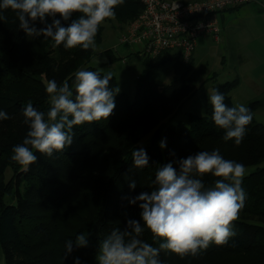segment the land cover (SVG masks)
<instances>
[{
  "label": "trees",
  "instance_id": "obj_1",
  "mask_svg": "<svg viewBox=\"0 0 264 264\" xmlns=\"http://www.w3.org/2000/svg\"><path fill=\"white\" fill-rule=\"evenodd\" d=\"M115 11L116 20L126 27L143 12V5L138 0H123ZM79 15L74 13L62 24L67 26ZM4 16L6 19L0 21V109L7 111L9 119L0 120V224L9 218L15 232L10 243L21 248V256L12 259L0 235V251L6 255V264H74L76 257L80 264H96L99 240L113 227L123 229L129 218L140 219L138 205H130L128 199L151 190L158 165L173 162L179 171L180 159L217 148L226 159L255 169L242 180L247 197L233 221L236 235L228 243L210 245L196 256L162 252L161 258L166 264H264V125L255 118L264 99L247 105L253 119L239 145L223 139L224 130L212 121V106L202 118L191 115L189 126L182 121L168 122L195 92L202 75L194 69L193 59L186 64L180 52L166 55L171 53L167 52L145 61L132 101L125 93L117 94L108 118L74 126L70 146L51 157L37 151L36 162L25 168L11 160L13 145L22 143L28 130L22 109L32 101L34 107L47 112V82L55 79L59 84L67 78L71 85L78 68L96 70L87 66L95 50L79 46L65 49L63 45L53 46L50 39L42 36L28 37L19 28L14 11L5 10ZM35 23L37 27L44 26L39 20ZM102 35L100 25L97 43ZM167 61L173 62L175 77L161 87L158 77ZM238 84L236 79L215 88L224 93L228 106H234L230 94ZM110 85L118 86L114 76ZM157 128L166 147L159 149L154 141L142 147L150 166L134 167L133 148H140V141ZM8 169L12 177L5 184ZM203 179L211 185L217 178L205 174ZM133 180L137 187L130 189ZM6 195H12L16 204H5ZM82 231L91 233L89 247H74L71 254L64 256L65 242L75 240ZM142 238L155 243L148 231Z\"/></svg>",
  "mask_w": 264,
  "mask_h": 264
},
{
  "label": "clouds",
  "instance_id": "obj_2",
  "mask_svg": "<svg viewBox=\"0 0 264 264\" xmlns=\"http://www.w3.org/2000/svg\"><path fill=\"white\" fill-rule=\"evenodd\" d=\"M121 3L123 0H0V21L6 19L5 10H12L28 37L42 36L50 39L53 46L63 45L65 49L79 46L95 50L100 25L115 18V8ZM74 13L80 15L67 26L62 24ZM37 20L44 26L37 27ZM73 76L71 85L67 78L59 84L55 79L47 82V112L27 102L22 109L27 134L22 143L13 145L12 161L28 168L36 162L37 151L49 157L62 152L73 142L74 126L106 119L113 112L120 89L110 85L114 76L110 69L80 67ZM208 103L213 109L212 121L224 130L223 139L239 145L253 119L251 109L243 103L228 106L224 93L215 88L208 94ZM6 119L9 114L0 109V120ZM159 146L164 149L166 140L162 139ZM131 155L134 167L150 166L146 149L134 147ZM245 172L242 162L226 159L218 148L180 159L179 171L173 162L158 165L151 190L128 199L130 205H138L140 219L129 218L123 229L113 227L99 240L96 264H166L162 252L196 256L210 245L228 243L236 235L233 221L247 197L242 186ZM205 174L217 179L207 185ZM129 187L135 189L136 181H131ZM145 231L152 234L155 243L142 238ZM90 236V232L82 231L75 240H67L64 256L71 254L74 247H89ZM0 264H6L2 253ZM74 264H80L79 257Z\"/></svg>",
  "mask_w": 264,
  "mask_h": 264
},
{
  "label": "rangeland",
  "instance_id": "obj_3",
  "mask_svg": "<svg viewBox=\"0 0 264 264\" xmlns=\"http://www.w3.org/2000/svg\"><path fill=\"white\" fill-rule=\"evenodd\" d=\"M184 1V0H182ZM103 26V35L100 42L97 43V48L95 49V54L88 62L87 66L91 68L97 69H110L114 77L117 80L118 87L120 89L119 94L125 93L128 98L132 101L136 95V86L137 80L141 77L144 68L145 61L152 59L141 57L138 55L137 46H133L130 44L122 43L120 41V35L125 30V26L123 23H120L116 18H108L105 22L101 24ZM174 52L167 53L166 55H173ZM116 57L114 59L112 56ZM214 59H210L209 66H205V64H201L199 68H201V81L197 84L195 92L188 98L185 103L181 106L180 110L174 115L168 122H184L189 126V117L195 116L197 118H202L205 116V113L208 107L211 106L208 103V94L212 89L207 91L206 87H210V83L213 81H209L205 84L206 79L210 74V70H212L214 63ZM175 77L174 65L173 62L167 61L166 64L162 67L160 71V75L158 77V83L161 87H165L169 85ZM203 78V79H202ZM46 80V78H45ZM216 80V79H215ZM218 83L227 82L226 75H221ZM246 82V83H245ZM243 81V78L239 79L240 88L232 90L234 93V98L232 99L233 104L243 103L249 104L253 100L264 99V93L261 95H253L251 91V87L247 81ZM205 84V86H203ZM255 118L258 122L264 125V105H262L256 112ZM162 140V134L160 128L155 129L150 134L146 135L139 143V146L145 147L151 144V142H156L159 149L160 141ZM203 151V150H200ZM229 150L228 152H230ZM199 152V151H198ZM197 153V152H196ZM224 156V154H223ZM254 168L246 167L245 175L250 174L254 171ZM12 172L11 170H7L5 177V184L11 179ZM209 176H206V180H208ZM9 188V187H8ZM7 188V189H8ZM14 194V192H12ZM12 195H6L4 197V203L7 205L16 204V201L13 199ZM9 218L7 217L3 223L0 224V235L2 240L4 241L5 251L12 259L18 258L19 250L15 248L14 244H11L10 241L15 239V232L13 230V226L9 225ZM16 245V243H15ZM5 257L4 251L1 250Z\"/></svg>",
  "mask_w": 264,
  "mask_h": 264
},
{
  "label": "built area",
  "instance_id": "obj_4",
  "mask_svg": "<svg viewBox=\"0 0 264 264\" xmlns=\"http://www.w3.org/2000/svg\"><path fill=\"white\" fill-rule=\"evenodd\" d=\"M143 12L120 35L122 43L137 46L138 55L156 59L180 52L183 62L193 58L200 37H219L220 25L213 15L264 0H138Z\"/></svg>",
  "mask_w": 264,
  "mask_h": 264
},
{
  "label": "crops",
  "instance_id": "obj_5",
  "mask_svg": "<svg viewBox=\"0 0 264 264\" xmlns=\"http://www.w3.org/2000/svg\"><path fill=\"white\" fill-rule=\"evenodd\" d=\"M212 18L220 25L219 37H200L192 58L194 69L199 72L201 64L209 66L210 59H214L209 77H203L205 84L213 81L205 90L209 92L222 84L217 81L221 75H226L227 82L243 78L255 97L261 95L264 93V10L259 4H249L215 14ZM230 95L233 99L232 91Z\"/></svg>",
  "mask_w": 264,
  "mask_h": 264
}]
</instances>
